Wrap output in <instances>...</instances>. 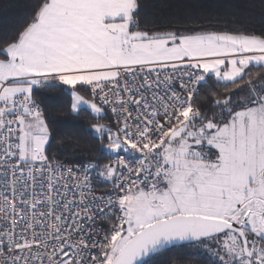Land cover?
I'll return each instance as SVG.
<instances>
[{"label": "snow or ice", "instance_id": "snow-or-ice-1", "mask_svg": "<svg viewBox=\"0 0 264 264\" xmlns=\"http://www.w3.org/2000/svg\"><path fill=\"white\" fill-rule=\"evenodd\" d=\"M141 8L36 0L0 43V264H153L172 249L264 264V28L142 29ZM209 77L225 88L201 106ZM45 87L92 114L86 131L108 162L69 167L46 152ZM94 178L111 193L96 195ZM36 187L46 190L33 204Z\"/></svg>", "mask_w": 264, "mask_h": 264}, {"label": "trees", "instance_id": "trees-1", "mask_svg": "<svg viewBox=\"0 0 264 264\" xmlns=\"http://www.w3.org/2000/svg\"><path fill=\"white\" fill-rule=\"evenodd\" d=\"M35 3L36 0H0V43L14 37L31 14ZM139 3L142 6L139 16L142 29L163 31L209 21L220 30L264 28V0H139ZM255 71L258 69H253V73ZM227 87L233 89L234 86ZM224 88L225 85L209 77L206 84H201L195 100L201 106H211L212 93L222 94ZM35 98L44 109L49 127L56 136V140L46 146L50 156L69 163L108 161L101 159L100 141L86 131L90 123L94 122L92 114H73L70 110L71 97L63 88H42L36 92ZM214 111L216 109L212 108L208 115L211 116ZM107 120L113 122L109 113ZM153 264H203V261L188 256L186 249H172L155 256Z\"/></svg>", "mask_w": 264, "mask_h": 264}, {"label": "built area", "instance_id": "built-area-1", "mask_svg": "<svg viewBox=\"0 0 264 264\" xmlns=\"http://www.w3.org/2000/svg\"><path fill=\"white\" fill-rule=\"evenodd\" d=\"M203 83V82H202ZM201 83V84H202ZM200 87H201V85H199V91H200ZM195 98H196V96H194V100H195ZM42 107V106H41ZM106 111L110 114V116H111V118H112V120H113V122L115 121V119H116V117L111 113V111H110V109H106ZM135 114V113H134ZM56 159V158H55ZM57 161H59L60 163H62V164H66V165H68L69 167H71V166H73V165H75V164H84V163H69V162H62V161H60V160H58V159H56ZM106 162H108V161H106ZM106 162H104V163H106ZM18 173H17V175L16 176H13L12 175V173L11 172H9V177L10 178H12V179H16V178H18ZM65 175H67V174H65ZM29 183H31L30 181H29ZM38 183H39V181H38ZM93 189H94V191H95V194L96 195H108V194H110L111 193V190H112V185L110 184V183H106V182H104V181H102V180H99V179H93ZM46 189H41V188H39V187H36V189H35V192H36V194L35 195H32L31 194V189L29 190V193L26 195V197L25 198H29V199H31V201H32V203L33 204H37L39 201H41L42 200V193L45 191ZM0 191H3V188H0ZM58 191H60V192H63L64 190L61 188V189H58ZM70 198V197H69ZM19 198H17V197H12L11 195H9V200H10V202H12V203H16V201L18 200ZM17 207H20V205H17ZM30 211H35V209H29ZM41 210H43V209H41ZM8 208L2 203V202H0V225H2L3 223H4V221H3V217L5 216V214H7L8 213ZM118 214V213H117ZM17 219V223H19L20 222V220H19V217H17L16 218ZM35 221H36V217H33L32 218V223H35ZM98 226L99 227H105L106 226V223H104V222H101L100 224H98ZM37 230H39V229H37ZM0 259H3V258H0Z\"/></svg>", "mask_w": 264, "mask_h": 264}, {"label": "rangeland", "instance_id": "rangeland-1", "mask_svg": "<svg viewBox=\"0 0 264 264\" xmlns=\"http://www.w3.org/2000/svg\"><path fill=\"white\" fill-rule=\"evenodd\" d=\"M196 99V98H195Z\"/></svg>", "mask_w": 264, "mask_h": 264}]
</instances>
